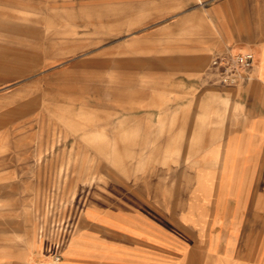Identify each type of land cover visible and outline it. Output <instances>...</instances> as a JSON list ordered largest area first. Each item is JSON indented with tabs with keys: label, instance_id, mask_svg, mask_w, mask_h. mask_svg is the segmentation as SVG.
Instances as JSON below:
<instances>
[{
	"label": "rangeland",
	"instance_id": "374dc122",
	"mask_svg": "<svg viewBox=\"0 0 264 264\" xmlns=\"http://www.w3.org/2000/svg\"><path fill=\"white\" fill-rule=\"evenodd\" d=\"M157 1L0 0V264L91 214L136 264H264V175L219 150L246 111Z\"/></svg>",
	"mask_w": 264,
	"mask_h": 264
},
{
	"label": "crops",
	"instance_id": "0c3cea01",
	"mask_svg": "<svg viewBox=\"0 0 264 264\" xmlns=\"http://www.w3.org/2000/svg\"><path fill=\"white\" fill-rule=\"evenodd\" d=\"M171 4V10L154 12L184 15L182 20L191 31L188 45L195 47L196 54L207 55L208 64H211L214 55L229 49L252 50L255 53L253 78L237 86H228L234 88L224 92L234 95L236 104L246 111L244 128L226 133L219 143V150L220 156L226 159L225 162L237 159L236 172L264 175V0H172ZM199 20L202 26L196 25ZM208 20L218 27L217 32ZM224 93L221 92L222 95ZM229 108L227 118L230 125L239 123L233 119L237 115ZM253 189L256 191L252 204L264 205V182L260 181V185ZM87 217L92 225L75 234L64 249L60 263L136 264L139 261L132 255V241L117 231L110 233L98 230L93 223L95 215ZM115 227H121L125 231L128 229L127 226L118 224ZM30 255L26 262L43 264L50 257V252L36 250ZM140 263L142 264V260Z\"/></svg>",
	"mask_w": 264,
	"mask_h": 264
},
{
	"label": "built area",
	"instance_id": "2783aa9c",
	"mask_svg": "<svg viewBox=\"0 0 264 264\" xmlns=\"http://www.w3.org/2000/svg\"><path fill=\"white\" fill-rule=\"evenodd\" d=\"M255 61V53L252 50L233 51L229 49L213 56L212 74L218 82L224 85L237 86L253 78ZM61 260L62 254L55 252L49 264H59Z\"/></svg>",
	"mask_w": 264,
	"mask_h": 264
}]
</instances>
